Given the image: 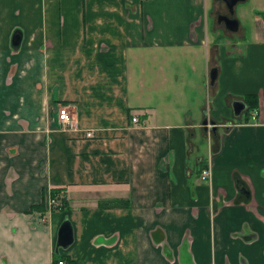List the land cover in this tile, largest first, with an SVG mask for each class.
Here are the masks:
<instances>
[{"label": "crops", "instance_id": "crops-1", "mask_svg": "<svg viewBox=\"0 0 264 264\" xmlns=\"http://www.w3.org/2000/svg\"><path fill=\"white\" fill-rule=\"evenodd\" d=\"M214 2L0 0V264H264V11L226 47Z\"/></svg>", "mask_w": 264, "mask_h": 264}, {"label": "rangeland", "instance_id": "rangeland-1", "mask_svg": "<svg viewBox=\"0 0 264 264\" xmlns=\"http://www.w3.org/2000/svg\"><path fill=\"white\" fill-rule=\"evenodd\" d=\"M212 5V4H211ZM258 10H263L264 11V0H246L243 2H238L235 7V16L238 18L239 23H240V31L237 32H231L225 29L223 24H217L215 23V15L218 12H221L223 14H227V8L222 5V3H215L212 6L211 9V15L208 17V21L210 24L207 23L208 26V36L212 40L213 37L214 39L220 40V43L230 46L234 43L237 44L238 46H243L244 45V39H242V29L247 28L249 29L251 24H256L258 23V13L255 11ZM247 29H244L243 32H246ZM246 32L245 37L246 41L248 42L249 40V35ZM241 43V44H240Z\"/></svg>", "mask_w": 264, "mask_h": 264}, {"label": "water", "instance_id": "water-1", "mask_svg": "<svg viewBox=\"0 0 264 264\" xmlns=\"http://www.w3.org/2000/svg\"><path fill=\"white\" fill-rule=\"evenodd\" d=\"M224 2L227 8L228 14L220 15L217 18L218 22L223 21L224 26L231 32H235L239 29V22L236 18H233L232 15L234 14V7L238 2H243L245 0H221ZM20 41V34L16 32L13 36V44L16 45ZM217 78V69L213 68L210 71L209 75V82L210 85L213 86L215 80ZM233 114L237 117L239 116L242 111L245 110V104L242 102H234L232 104ZM201 128L204 133L208 132V128H211L213 133L216 132L217 124L213 120L203 119L201 122ZM72 243V230L67 221H64L59 228L58 231V240H57V248H67Z\"/></svg>", "mask_w": 264, "mask_h": 264}, {"label": "built area", "instance_id": "built-area-1", "mask_svg": "<svg viewBox=\"0 0 264 264\" xmlns=\"http://www.w3.org/2000/svg\"><path fill=\"white\" fill-rule=\"evenodd\" d=\"M58 121L61 124L63 130H68L73 127V121L72 117L68 112L67 107H60L59 112H58ZM131 122L137 123L138 119L136 117H132ZM85 137L87 138H92L93 134L91 132H86ZM210 179V170L208 168H204L200 172V180L204 183H207L208 180ZM47 210H51L52 208L56 207L58 205L57 201L55 198L49 197L46 203ZM57 264H65L64 261H58Z\"/></svg>", "mask_w": 264, "mask_h": 264}, {"label": "trees", "instance_id": "trees-1", "mask_svg": "<svg viewBox=\"0 0 264 264\" xmlns=\"http://www.w3.org/2000/svg\"><path fill=\"white\" fill-rule=\"evenodd\" d=\"M260 13V12H259ZM262 13V12H261ZM264 16V13H262ZM245 103L248 106V110H255V104L257 101V97L255 95H248L247 97L244 98ZM56 192L53 191L52 197L56 196ZM98 207L100 209H115V208H126L128 207V203L126 200L122 199H115V200H106V201H100L98 203ZM58 260L57 258L54 260V264H57Z\"/></svg>", "mask_w": 264, "mask_h": 264}, {"label": "flooded vegetation", "instance_id": "flooded-vegetation-1", "mask_svg": "<svg viewBox=\"0 0 264 264\" xmlns=\"http://www.w3.org/2000/svg\"><path fill=\"white\" fill-rule=\"evenodd\" d=\"M226 14V13H225ZM227 14H228V12H227ZM220 15H224L223 13H218L217 14V18H218V16H220ZM219 23H221V24H223V26H224V22L223 21H221V22H219ZM225 27V26H224Z\"/></svg>", "mask_w": 264, "mask_h": 264}]
</instances>
